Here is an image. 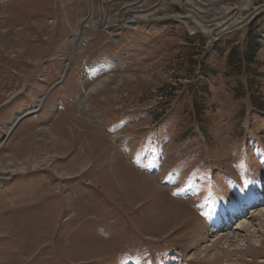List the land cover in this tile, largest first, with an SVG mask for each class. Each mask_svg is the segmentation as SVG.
I'll return each instance as SVG.
<instances>
[{
	"label": "rangeland",
	"instance_id": "obj_1",
	"mask_svg": "<svg viewBox=\"0 0 264 264\" xmlns=\"http://www.w3.org/2000/svg\"><path fill=\"white\" fill-rule=\"evenodd\" d=\"M245 2L253 17L209 37L173 2L133 27L116 21L123 0H0V127L47 94L0 147V264H264V230L217 258L197 247L208 213L264 177V0L223 6ZM102 7L111 30L91 26L73 48ZM248 32L252 79L226 64ZM254 207L237 228L257 225Z\"/></svg>",
	"mask_w": 264,
	"mask_h": 264
},
{
	"label": "bare ground",
	"instance_id": "obj_2",
	"mask_svg": "<svg viewBox=\"0 0 264 264\" xmlns=\"http://www.w3.org/2000/svg\"><path fill=\"white\" fill-rule=\"evenodd\" d=\"M129 1L123 0L124 8L115 17L116 21L120 24H124L126 26L131 25L133 27H136L138 24L137 22H140L139 20L148 18L150 15L157 12V10H159V9H166L171 4V2H173V3L180 4V6H182L185 9V11L187 12V16H185L183 19L186 21L190 31L202 30L209 37L210 36H218V35L223 34L224 32L226 33L227 31H229L231 29L238 28V27L242 26L243 23L245 21H247L248 18H250L252 16V15L248 16V17H242L241 16V12L245 8L250 6V4L248 2H245L241 6L232 8V7H226V6L224 7L223 6V0H210L209 2H206V3L203 2L202 0H185L184 1L185 3L182 0H161L157 5L151 7L147 10H136L135 6L137 4L142 3L145 0H135V2H132V1L129 2ZM181 1L183 2V4ZM91 7H92V5H91ZM109 10L110 9H108V10L103 9V7H102V9H101L102 16H101L100 20H98V21H94L92 18V15H91L89 18H87L81 22L80 27H79L78 31L76 32L75 36L72 37L69 41V43L73 46V48H75L77 46V44L79 43V41L81 40L82 37H85V31L88 28H90L91 26L99 27V28H102L106 31L111 30L109 27L111 24V16H110ZM258 10H260V9L258 8L257 11ZM209 11H215V12H219L220 14L221 13L223 14V16L215 19L216 24H215L214 28H211V26H210L211 22H213V21H206V19H204L202 17L203 13L209 12ZM215 15H217V14H215ZM217 16H219V15H217ZM4 32H0V37H3L6 35V33H4ZM70 64H71V60L69 59L67 61V64H66V69H65L64 75L62 77V80L64 79L65 74L70 67ZM106 82L100 83L97 87L93 88L91 90V92H97L98 90H100L102 87L105 86ZM46 95L39 99V102H38L37 106L33 108L32 113H35L38 109L43 108L44 103H45V99L47 97ZM24 114H27V113H24ZM23 115H21V116H23ZM29 115H32V114H29ZM22 119L23 118H21V117H17L12 124L8 125L7 130H4L3 127H0V147L4 143L5 139L9 137V135L12 133V131L15 129V127L18 125V123ZM123 173H124V171H123ZM6 174H7V172L0 168V178L3 176L6 177ZM256 183L257 184L254 186L253 190L250 189V195L244 194L245 195L244 201L239 202V203L233 202L231 205L230 204L229 205H223L222 203H220L217 206V208H215L214 212L208 213L209 221H208V223L205 224V227H203L204 229H203L202 233L207 238L210 237V239H209L210 244H207L206 246L198 244L199 246H197V247H198V251L200 253H203V252L209 253V252L213 251L215 253L213 255V257H215V258H217L218 256H221V255H224V254H232L233 250H234L233 247H236V245H237L236 240L238 238L241 237L240 242H242V243H240V245H238L236 249H238L240 246H243V245L247 246V244H250L249 241H252L254 238H258V237H256L257 234L263 233L262 231L264 230V208L259 210L258 211L259 213H257V215L255 217V220L257 221V225H254L253 222H249L248 220L242 219L241 220L242 223H240L241 226H238V228L236 226L238 224V222H236V221H237V218L240 214H243L244 212H246L249 209L254 210L255 209L254 205L256 203L262 202V204L264 205V201H262L260 198L262 185H264V181L262 180V177H259L258 182H256ZM154 189H156V187H154ZM172 205H174V204H172ZM175 205H176V203H175ZM252 212H254V211H252ZM254 226H256L257 229L252 230L253 234H251L249 231ZM242 235H246V236L252 235V239H249V238L245 239L246 237H243ZM263 239H264V237H263ZM232 242H235V243L232 244ZM205 243H207V242H205ZM260 243H261L260 244V246H261L263 244V241ZM232 248H233V250H232ZM227 264H229L228 261H227Z\"/></svg>",
	"mask_w": 264,
	"mask_h": 264
},
{
	"label": "trees",
	"instance_id": "obj_3",
	"mask_svg": "<svg viewBox=\"0 0 264 264\" xmlns=\"http://www.w3.org/2000/svg\"><path fill=\"white\" fill-rule=\"evenodd\" d=\"M250 30H252V28H250ZM246 36V44L250 42V45L248 44L249 47L242 51H240L238 47L233 48V53L229 54L226 64L228 67H235L233 70L237 75L245 79H252L249 70H252L251 65L255 61L256 53L261 48V44L258 41V37H255V35L253 36L251 32H248ZM255 109L258 110L259 113H264V111L259 108L255 107Z\"/></svg>",
	"mask_w": 264,
	"mask_h": 264
},
{
	"label": "water",
	"instance_id": "obj_4",
	"mask_svg": "<svg viewBox=\"0 0 264 264\" xmlns=\"http://www.w3.org/2000/svg\"><path fill=\"white\" fill-rule=\"evenodd\" d=\"M262 8V7H261ZM29 114H33L32 112H30ZM28 113L27 114H24L23 116H21V118H24L26 117L27 115H29Z\"/></svg>",
	"mask_w": 264,
	"mask_h": 264
}]
</instances>
